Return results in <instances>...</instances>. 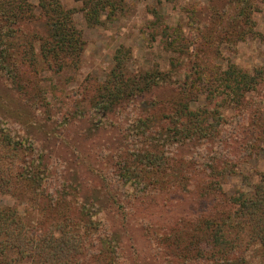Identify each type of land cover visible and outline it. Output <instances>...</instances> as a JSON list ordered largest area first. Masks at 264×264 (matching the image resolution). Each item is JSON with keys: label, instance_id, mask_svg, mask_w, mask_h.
I'll return each mask as SVG.
<instances>
[{"label": "rangeland", "instance_id": "rangeland-1", "mask_svg": "<svg viewBox=\"0 0 264 264\" xmlns=\"http://www.w3.org/2000/svg\"><path fill=\"white\" fill-rule=\"evenodd\" d=\"M61 4L73 12L84 49L56 71L39 51L46 23L30 26L36 65L25 68L24 80L29 83L25 93L34 98L25 99L31 105L16 103L24 94L4 84L8 79L0 74V96L9 104L8 109L0 99V126L46 151L45 161L58 174L52 192L65 177H74L82 189L59 202L21 182L11 193L0 190V208L13 207L44 235L53 223L74 226L84 244L82 264H264L261 248L240 228L229 236L238 240L233 263L219 257L208 238L223 215L236 210L233 197L253 195L264 184V0H124L116 13L102 11L94 25L88 24L82 2ZM119 49L128 75L159 71L166 80L104 114L96 106ZM231 65L263 73L241 105L209 88L220 85ZM189 85L194 86L190 96ZM182 97L197 114L185 126H217L219 136L202 144L162 146L152 140L170 125L175 130L169 116L179 111ZM221 106V113L207 115V108ZM150 141L157 145L153 152L166 159L163 169L122 182L119 174L127 166L135 173L134 167L148 171L132 160L149 151ZM0 145L7 167L13 153ZM27 157L30 153H22L19 160ZM223 164L229 165L224 176L211 177V167L221 170ZM100 188L107 195L103 210L83 209L86 196H97Z\"/></svg>", "mask_w": 264, "mask_h": 264}, {"label": "trees", "instance_id": "trees-1", "mask_svg": "<svg viewBox=\"0 0 264 264\" xmlns=\"http://www.w3.org/2000/svg\"><path fill=\"white\" fill-rule=\"evenodd\" d=\"M77 1L84 4L85 16L89 25L100 23L102 11L110 9L112 13H116L124 3V0ZM239 10L241 11L240 7ZM244 14V12L240 13V18H243ZM40 20L46 23L48 34L45 38L41 37L39 51L42 59L56 71H61L68 66L67 61H75V58L84 49L83 35L73 23V12L65 10L61 0H0V74L8 79L4 84L9 83L14 91L24 94L23 98L19 97L16 100V103L21 101L31 105V102L25 99L34 98V96L29 97L25 93L29 83L24 80V71L26 67L36 65L35 43H33L36 39L31 34V30L34 29L30 26ZM115 60L116 64L107 85L100 90L101 98L96 106L104 114L111 113L129 99L146 94L152 87L160 85L166 80V73L159 71L157 73H142L134 77L128 75L123 66L122 49L118 50ZM261 75H263L262 72L250 74L231 65L221 74L220 85H210L209 88L213 95L215 92H220L230 100L231 104L241 105L244 98L255 91ZM6 87L10 91L7 85ZM193 88V85H189L188 96L194 94ZM185 98L187 97H182L180 100L179 111L176 112L175 110L169 116V118L173 116L175 130L171 131L170 125L166 131L160 130L157 133L159 137H154L152 140L162 142V146L164 143L168 145H175V143L182 145L185 142L202 144L200 143L201 140L208 141V137L220 135L221 130H218L219 127L217 126H207L200 129L185 126L191 118L197 116ZM0 99L4 100L9 109V104L5 101L4 96L1 95ZM221 108L222 106L213 110L207 108V115L219 114L222 111ZM18 116L21 115L18 114ZM31 118L32 115L28 117L27 121L29 122ZM143 126L147 125L143 124ZM17 134L13 135L11 131L9 132L0 126V144L5 143L8 150L13 153L12 159L6 163L7 167H3L2 161L4 159H0L1 191L4 192L5 190L11 193L23 182L24 188L38 189L39 187L40 194L53 195L55 200L59 202L60 200L65 201V198H68L71 193L81 192L82 184L76 183L74 177L71 181H67L65 177L60 188H56L52 192L53 182L58 174L55 173L50 162L45 161L46 151L37 148L35 140L19 137ZM150 135L154 134L151 132ZM148 146L149 151L136 155L132 160V163L140 165V168L144 165L148 171L134 167L137 170L135 173L130 166H127V169L124 168L125 172L119 174L122 182L127 183L138 179L142 173L147 174L149 171L153 173V168H156L158 172L163 169L166 159L163 155L159 156L158 153L153 152V147L157 148V145L150 141ZM0 148H2L1 145ZM22 153H30V157L20 161ZM223 165L221 170L212 166L211 177L220 176L221 179L229 168L228 164ZM216 182L219 183L221 180ZM209 190L215 191L213 188ZM35 192L38 193L39 190H35ZM104 199H107L104 189H101L97 196L90 194L86 196L83 209L87 208L88 211L97 214L103 210L101 208ZM232 202L237 206L236 210L223 215L221 222L216 224L214 221L216 227L213 233L208 236V238H212L213 246L218 247L216 254L226 263H233L234 260H230V258L233 257L238 248V240H233L229 236L232 234L231 231L240 228L247 232L251 241H255L264 255V184L262 190L260 189L253 195L239 193L232 198ZM70 218L71 215L68 214L65 220H70ZM62 224H51L49 231L44 235L45 233L43 234L36 225H28L26 221H23L13 207L0 208V264H26L27 262L29 264H82L83 256L80 252H84V244L74 234V226H70L69 229L66 221ZM208 229H211V226H208ZM111 263L118 264L119 261L114 260Z\"/></svg>", "mask_w": 264, "mask_h": 264}]
</instances>
